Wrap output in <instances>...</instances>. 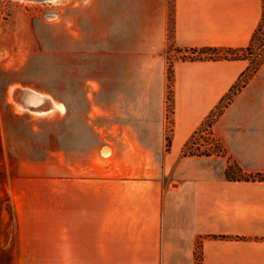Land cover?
Masks as SVG:
<instances>
[{"label":"crops","instance_id":"1","mask_svg":"<svg viewBox=\"0 0 264 264\" xmlns=\"http://www.w3.org/2000/svg\"><path fill=\"white\" fill-rule=\"evenodd\" d=\"M66 2L67 12L104 14L97 43L112 46L126 116L114 119L119 143L97 152V177L66 186L64 264H198L200 242L202 264H264V179L227 175L230 156L245 171L264 173V63L214 125L228 154L184 156L188 139L250 59L175 56L168 150L170 0ZM263 13L264 0H175V42L247 46ZM153 107L160 113L155 121ZM171 167L165 183L161 175Z\"/></svg>","mask_w":264,"mask_h":264},{"label":"rangeland","instance_id":"2","mask_svg":"<svg viewBox=\"0 0 264 264\" xmlns=\"http://www.w3.org/2000/svg\"><path fill=\"white\" fill-rule=\"evenodd\" d=\"M67 3L0 0V264H64L66 186L97 177V152L118 142L114 119L126 116L112 46L97 43L104 14L67 12ZM171 52L175 62L180 53ZM27 88L66 108H18L13 91L19 100ZM168 104L167 92L165 135H174ZM172 171L161 175L165 183Z\"/></svg>","mask_w":264,"mask_h":264},{"label":"trees","instance_id":"3","mask_svg":"<svg viewBox=\"0 0 264 264\" xmlns=\"http://www.w3.org/2000/svg\"><path fill=\"white\" fill-rule=\"evenodd\" d=\"M175 0H170V20H169V48L168 58L170 65L168 68V105L173 106L175 112V70L174 60H172V50L176 49L180 53L179 57L183 59H239L248 58L251 60L248 68L242 73L239 79L233 84L228 93L222 98L220 103L214 108L202 124L195 130L186 142L183 148V155H227L228 149L221 137L216 133L214 125L224 113L226 108L233 101L235 96L246 86L250 78L264 63V13L261 22L256 28L250 43L243 47L228 46H180L175 42ZM262 58L257 61V57ZM257 61V62H256ZM256 62V63H255ZM174 132V129H173ZM167 149L170 150L173 141V134L166 135ZM227 175L230 179H264V173H249L245 171L240 164L230 156V163L227 168ZM198 264H202V243L198 244Z\"/></svg>","mask_w":264,"mask_h":264},{"label":"bare ground","instance_id":"4","mask_svg":"<svg viewBox=\"0 0 264 264\" xmlns=\"http://www.w3.org/2000/svg\"><path fill=\"white\" fill-rule=\"evenodd\" d=\"M19 96L21 99L18 100L16 92L13 91V99L17 103L18 108H30L42 112L57 108L64 110L66 108L63 102H58L50 95L33 88H27L24 91H20ZM45 104H47L46 107L42 106Z\"/></svg>","mask_w":264,"mask_h":264}]
</instances>
